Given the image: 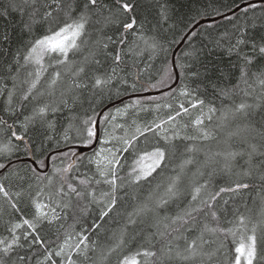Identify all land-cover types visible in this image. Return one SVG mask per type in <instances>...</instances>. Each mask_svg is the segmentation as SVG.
I'll use <instances>...</instances> for the list:
<instances>
[{
	"label": "snow or ice",
	"instance_id": "obj_1",
	"mask_svg": "<svg viewBox=\"0 0 264 264\" xmlns=\"http://www.w3.org/2000/svg\"><path fill=\"white\" fill-rule=\"evenodd\" d=\"M0 264H264V0H0Z\"/></svg>",
	"mask_w": 264,
	"mask_h": 264
},
{
	"label": "trees",
	"instance_id": "obj_2",
	"mask_svg": "<svg viewBox=\"0 0 264 264\" xmlns=\"http://www.w3.org/2000/svg\"><path fill=\"white\" fill-rule=\"evenodd\" d=\"M223 2L224 3H227L228 2V0H223ZM209 19H211V18H209ZM227 23V21L225 20V19H220V20H218V21H215V22H212V23H208V24H205V25H203V26H207V25H209V24H216L217 26H219V25H222V24H226ZM177 55H179V53L177 54Z\"/></svg>",
	"mask_w": 264,
	"mask_h": 264
},
{
	"label": "water",
	"instance_id": "obj_3",
	"mask_svg": "<svg viewBox=\"0 0 264 264\" xmlns=\"http://www.w3.org/2000/svg\"><path fill=\"white\" fill-rule=\"evenodd\" d=\"M220 19H222V18H217V19H204L202 21V24L205 25V24H208V23H212V22L218 21ZM176 54H178V52Z\"/></svg>",
	"mask_w": 264,
	"mask_h": 264
}]
</instances>
